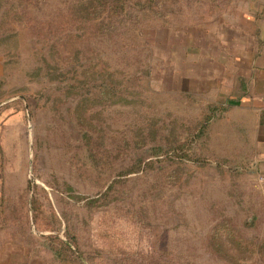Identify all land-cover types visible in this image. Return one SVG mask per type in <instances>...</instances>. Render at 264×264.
I'll return each instance as SVG.
<instances>
[{
    "label": "rangeland",
    "instance_id": "obj_1",
    "mask_svg": "<svg viewBox=\"0 0 264 264\" xmlns=\"http://www.w3.org/2000/svg\"><path fill=\"white\" fill-rule=\"evenodd\" d=\"M263 6L0 0V254L34 238L66 264H264V175L230 114L207 116Z\"/></svg>",
    "mask_w": 264,
    "mask_h": 264
},
{
    "label": "crops",
    "instance_id": "obj_2",
    "mask_svg": "<svg viewBox=\"0 0 264 264\" xmlns=\"http://www.w3.org/2000/svg\"><path fill=\"white\" fill-rule=\"evenodd\" d=\"M249 11L242 14L243 34L235 36L233 48H228L235 53L234 84L228 88L223 102L217 105V115L230 114L234 133L241 134L245 145L249 143L252 155L256 157V172L264 175V6L260 11L256 7ZM13 117L10 116L9 123ZM2 174L0 162V178ZM2 213L0 203V230L4 227ZM35 241L40 240H11L9 249L0 254V264H66L55 254L33 247Z\"/></svg>",
    "mask_w": 264,
    "mask_h": 264
},
{
    "label": "trees",
    "instance_id": "obj_3",
    "mask_svg": "<svg viewBox=\"0 0 264 264\" xmlns=\"http://www.w3.org/2000/svg\"><path fill=\"white\" fill-rule=\"evenodd\" d=\"M220 11L222 12V9L219 10L218 12H220ZM210 109H211V112L212 113L207 114V116L208 117H215V116H217L218 106L217 105H213V106L210 107ZM209 122H210V119L207 118V122H205V126H204L205 129L208 128Z\"/></svg>",
    "mask_w": 264,
    "mask_h": 264
}]
</instances>
